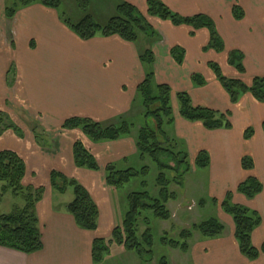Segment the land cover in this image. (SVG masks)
Returning a JSON list of instances; mask_svg holds the SVG:
<instances>
[{
	"label": "crops",
	"instance_id": "1",
	"mask_svg": "<svg viewBox=\"0 0 264 264\" xmlns=\"http://www.w3.org/2000/svg\"><path fill=\"white\" fill-rule=\"evenodd\" d=\"M9 1L0 0V112L21 127L24 137L7 130L0 137V152L12 151L23 159L27 169L24 186L45 188L44 197L37 204L44 247L36 254L26 255L0 246V264H94V240L110 239L122 217L117 197L106 185L105 169L115 165L123 171L130 168L131 159L137 160L140 166L143 162L139 158L135 136L94 143L79 131H62L61 127L73 117L114 125L125 119L142 117L140 110L132 112L137 87L146 76L139 60V47L118 36H98L83 41L67 28L56 10L40 4L20 10L13 20H9L5 14ZM97 1L90 0V3ZM121 1L138 8L161 37V41L152 44L151 48L156 58V82L166 84L172 90L175 122L167 133L187 145L192 164L200 151L210 155L211 163L205 170L206 184L202 188L205 186L209 198L216 201L213 203L216 215L227 228L220 238L201 240L191 251V264H264V254L256 261L242 255L233 218L222 208L227 194L232 193L234 204L259 213L262 223L254 231L252 243L260 249L264 244V104L251 94L232 104L209 68L210 63L221 65L226 68L225 71L223 68L225 75L228 69V78L248 86L254 78H264V0H227L231 7L236 1L240 2L244 11L242 20L198 7L196 0H162L182 16H209L224 43L222 53L205 51L210 43L207 29L176 27L150 17L148 0ZM116 7L117 0H105L97 11H109L108 16L112 18ZM73 46L80 57L67 59L63 53ZM174 47L185 51L182 65L171 56ZM235 50L244 55V74L228 65L230 54ZM51 66L64 68L58 71L56 76L61 75V79L53 83V92L47 95L48 83L56 81V76L49 77ZM193 75L202 76L206 86L196 88ZM179 93H187L195 107L230 112L233 128L208 131L200 123L182 119L177 101ZM47 100L49 108H44ZM29 114L42 115L41 122L29 124ZM35 128L39 129L40 143L35 137ZM249 128L254 130V136L246 140L244 133ZM77 141H82L93 155L99 171L76 167L73 147ZM245 157L253 160V170L243 169ZM52 172L76 180L89 192L99 208L96 231H84L76 225L74 217L66 211V206L73 201L71 193L68 190L62 195L51 188ZM249 177H255L263 185L262 193L254 199L237 192L238 186ZM68 194L69 199H66Z\"/></svg>",
	"mask_w": 264,
	"mask_h": 264
},
{
	"label": "trees",
	"instance_id": "2",
	"mask_svg": "<svg viewBox=\"0 0 264 264\" xmlns=\"http://www.w3.org/2000/svg\"><path fill=\"white\" fill-rule=\"evenodd\" d=\"M37 4L56 10L67 28L83 41H89L98 36L106 38L118 36L125 42L139 47V60L145 69L146 76L137 87L132 112L140 110L145 124L140 128H135L131 123L133 119H125L120 124L114 125L73 117L67 119L61 129L62 131L81 130L94 143L112 142L135 136L139 158L142 162L147 159L151 160L156 168L157 173L151 179V183H154V188L158 190V193L154 195L150 188L151 184L146 181L151 173L149 166H143L139 170L129 168L123 171L118 170L115 165L106 167V185L110 192L117 197L119 205L122 203L125 212L122 224L115 227L110 239L94 240L92 256L94 264H103L106 256L115 246H123L126 250L133 251L139 256H142L143 253H149L152 256L154 236L149 214L156 220L164 222L171 219L167 204L175 200L176 195L170 192V185L182 182L192 167L185 144L178 139L170 138L165 129L173 127L175 118L171 88L166 84H158L155 79L156 58L151 47L155 42L161 41V37L138 8L121 0H117L115 15L104 25L95 21L90 15L84 16L78 22L71 21L62 11V0H12V4L7 5L5 9L6 17L13 20L20 10ZM147 8L150 17L170 22L176 27L187 26L194 30L207 29L210 33V43L205 51L214 50L218 53L224 51V43L213 20L208 16L202 14L192 17L182 16L172 11L162 0H148ZM234 14L237 20L244 18V11L238 5L234 7ZM144 40L147 47L140 45V42ZM171 56L179 65L185 61V51L181 47L172 48ZM243 61L244 55L241 51L231 52L229 64L241 74L245 73ZM209 67L229 95L232 104H237L246 94H251L256 101L264 104L263 77L254 78L252 84L248 86L240 80L225 77L218 64L210 63ZM192 81L198 88L207 84L200 75H193ZM177 100L179 115L182 119L190 123H200L208 131L231 130L233 128L230 112L221 113L209 108L195 107L187 93H179ZM149 121L153 123L152 126ZM262 128L264 131V122ZM7 130H13L19 137L21 135L17 126L11 122L8 116L0 112V137ZM34 132L38 143H40L39 129L35 128ZM253 136L252 128L247 129L244 133L246 140ZM73 149L76 167L92 171L100 170L95 158L81 141H77ZM210 163L209 153L201 151L195 160V167L199 170H207ZM242 167L244 170H253V160L250 157L243 158ZM26 170V164L18 154L12 151L0 152V183L5 184L2 187V193L12 192L25 201L23 207H15L10 214L3 215L0 211V246L32 255L42 251L44 247L37 216V204L42 201L45 188L24 186ZM171 174L175 175L172 180ZM138 180H141V191H125L127 186L132 188ZM50 186L55 192L62 195L72 189L74 199L66 206V211L74 217L75 223L80 229L84 231L97 230L99 208L81 184L60 173L52 172ZM262 191L263 185L255 177H249L237 188V192L248 199H254ZM212 202L216 203L215 200ZM1 203L2 196L0 195V205ZM222 208L226 214L233 218L236 228L235 237L242 255L250 261L259 259L264 254V244L258 249L252 243L253 233L262 223L259 213L234 204L232 193L227 194ZM142 224L147 226L143 233L140 231ZM225 231L226 227L219 219L210 218L193 225L191 229L181 231L178 239L162 236L160 243L185 253L190 250L189 242L193 239L194 232L205 239H216L222 237ZM158 264H169V260L162 257Z\"/></svg>",
	"mask_w": 264,
	"mask_h": 264
},
{
	"label": "rangeland",
	"instance_id": "3",
	"mask_svg": "<svg viewBox=\"0 0 264 264\" xmlns=\"http://www.w3.org/2000/svg\"><path fill=\"white\" fill-rule=\"evenodd\" d=\"M103 1L105 0H101V1L98 0L97 2L90 3V0H62V11L66 13V16L73 22H78L84 16L90 15L95 21L104 25L108 22V20L111 17L108 16L109 11L102 10L101 8H100L101 9L100 11H97V8L99 7L100 3ZM196 1H197L198 7H206L212 13H223L224 12L225 14H231L235 18V14H234L235 5H233V7L229 6L227 0H196ZM187 3L194 5V3H191V2H187ZM187 3H185L182 6H185ZM237 3L238 2L236 1V5H238L241 8V6L239 5L240 2L238 4ZM11 4H12V0L8 2V6H10ZM179 8H181V6ZM140 45L145 47L147 43L144 40L140 42ZM75 48L76 47L74 46L70 47V49H67V51L63 53V56L65 55L67 59L80 57L79 55H76ZM228 65L229 67L231 66L229 63ZM63 68H64L63 66L61 67L55 66V69H54V66H51L49 68L50 69L49 77L53 78L54 76L59 74L58 71ZM219 68L222 73L226 70V68L221 65H219ZM223 68H224V71H223ZM223 75L225 77L228 76V69H227V74L225 75L223 73ZM58 79H61V75L56 76V79H55L56 81H52L48 83V87L45 92L46 94L53 92V83L57 82ZM229 79H232V78H229ZM218 83L220 82L218 81ZM50 99L52 98L50 97ZM44 108H49V100L45 102ZM18 116L19 118H21V115H18ZM41 116L42 115H38L35 117L29 114V124L34 125L37 121L41 122L40 121V118H42ZM144 121L145 120L143 119V117L137 116L131 121V123L134 124L135 128H138L139 125L145 124ZM150 121H149L150 126H152L153 123ZM17 129L20 131V134H21L20 137H24V133L21 127L17 126ZM165 129H166V132L167 131L169 132L170 128L167 127ZM66 131L69 132L70 130H66ZM71 131H79L82 136L84 135L85 138H88L87 136H85V134H83L81 130H71ZM170 138H175V137H172L170 135ZM175 139L180 140L179 138H175ZM163 146H166V145H163ZM185 146L187 145L185 144ZM189 161L191 163L190 156H189ZM191 165L192 167H191L190 173L185 177V179L182 182L177 183V184L172 183L170 185V188H169L170 192L176 195V199L170 201L167 204V208L170 211L171 216H172L171 219L168 222H164V221L156 220L151 214H149V217L151 218V221H152L151 228H152L153 236H154L153 255L151 256V254L149 253H143L142 256H139L133 251L126 250L123 246H115L113 250L111 251V253L106 256L105 262L103 264H158L159 260L162 257L167 258L169 260V264H191L192 263L191 251L195 249V247L197 246V244H199V242H201V240L203 241L205 240V238L201 237L197 232H194V237L189 242L190 250L185 253L178 249H172L170 247H166L160 243V238L162 236H166V237L168 236L174 239H178L181 231L191 229L193 225L198 224L201 221H204L210 218L218 219L216 215V209H215L216 205H214L212 202L213 199L209 198L208 192L207 190H205V186L204 188H202L203 184H206V180H205L206 172L205 170L197 169L195 167V163L193 164L191 163ZM143 166H149L151 169V173L148 176L146 181L151 184L150 188L152 192L154 193V195H157L158 190L154 188V183H151V179L154 178L155 173H157V171H156L155 166L151 162V160L149 159L145 160L141 164V166L137 164V160L135 159H131L130 161V168L139 170ZM173 177H175V175L171 174V180L173 179ZM4 185H5L4 183H0V195L2 196V203L0 205V211L3 215H7V214H10L15 209V207H23L25 205V201L23 198L15 196L12 192L3 194L2 187ZM141 188H142L141 180H138L137 182H135L132 188L131 186H127L125 191L127 190L128 191L130 190V192L141 191ZM69 192L71 193L70 194L71 198L74 199L73 190L69 189ZM66 199H69V194L68 196H66ZM61 201L64 202V199ZM121 208H122V211H121L122 217H120L121 219L119 220V225H121L123 222V218H124L123 214L125 212L123 210L124 207L122 203H120V209ZM146 229H147V226L142 224L140 227V231L143 233Z\"/></svg>",
	"mask_w": 264,
	"mask_h": 264
}]
</instances>
